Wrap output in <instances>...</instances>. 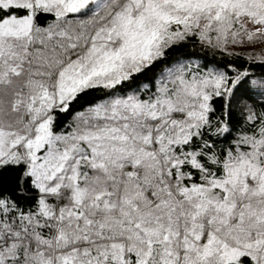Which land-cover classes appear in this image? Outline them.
<instances>
[{
	"label": "rangeland",
	"instance_id": "obj_1",
	"mask_svg": "<svg viewBox=\"0 0 264 264\" xmlns=\"http://www.w3.org/2000/svg\"><path fill=\"white\" fill-rule=\"evenodd\" d=\"M111 1L0 0V7L42 8L59 18L90 8L99 14L94 20L99 23L109 17ZM122 1L86 52L65 62L61 55L51 74L36 80L22 62L24 40L36 42L43 34L33 28L32 15L0 23V164L26 163L43 196L30 240L39 245L30 247L26 261L88 264L90 247L101 260L90 261L96 264L109 259L121 264H244L243 257L264 264V134L244 140L246 151L231 158L223 179L146 206L140 179L129 185L104 176L106 161L150 164L162 144L187 140L191 123L208 111L210 98L226 91L222 75L196 74L178 65L151 100L117 99L79 117L68 134L54 136L51 130L52 111L65 109L77 93L119 84L166 46L191 35L211 47L264 60V0ZM99 118L104 127L96 124ZM89 168L95 180L106 183L88 176ZM117 233L133 243L125 249L109 242ZM18 251L2 259L14 261Z\"/></svg>",
	"mask_w": 264,
	"mask_h": 264
},
{
	"label": "trees",
	"instance_id": "obj_2",
	"mask_svg": "<svg viewBox=\"0 0 264 264\" xmlns=\"http://www.w3.org/2000/svg\"><path fill=\"white\" fill-rule=\"evenodd\" d=\"M122 3V0L111 1L107 12L109 17L99 23L94 22L99 14L95 15L90 8L59 18L50 10L34 8L30 12L28 8L14 6L0 7V23L32 15L33 28L43 34L39 35L40 40L37 39L36 42L24 40L22 62L28 67L32 79L36 80L40 75L49 76L51 66L62 59L65 62L86 52L96 41L98 29L111 24ZM48 31L53 34L52 37L45 34ZM18 49L16 46V50ZM178 65H182L183 70L190 69L196 74L213 71L222 75L226 91L212 96L208 111L200 120L191 121L193 133L187 140L168 147L162 144L163 149L154 153L153 158L156 160L150 164H137L136 160L131 159L105 162L106 179H121L129 185L138 183L135 178L140 179L139 182L143 185L140 186L141 199L145 206L157 198L160 201L171 195L178 196L184 190L207 186L214 180L223 179L231 158L235 159L239 152L246 151L244 140L260 138L264 134V60L250 59L241 53H229L211 47L199 37L191 35L166 46L161 55L148 66L119 84L113 87H88L77 93L66 104L65 109L56 108L51 113V130L54 136L68 134L76 128L79 117L88 116L92 111L95 114L97 108L114 103L117 99L133 95L141 102L151 100L156 96L158 87L169 80L167 72ZM102 123L101 118L97 119L98 126L104 127ZM150 158L149 155L143 159ZM28 171L24 162L8 161L0 164V264L46 263L34 259L26 261V253L30 247L36 248L39 245L30 244V240L33 220L40 217L43 198ZM87 171L88 176L94 175L91 168ZM93 177L95 180L96 175ZM99 179L104 178L96 180L105 182ZM145 179L146 183H143L142 180ZM109 181V185H112V180ZM50 202L53 206L56 205L55 199H50ZM117 229L121 231V227ZM41 234L49 239L53 238L46 233ZM121 236L122 233H117V237L109 242L115 245L118 243L120 247L127 249V242L133 243V240L129 238L126 242ZM22 246L29 247L28 251ZM17 248L19 254L14 261L2 259ZM87 248L90 249L86 254L90 256L88 264H96L90 262L94 260L101 261L98 253ZM130 256L135 255L131 252ZM242 262L252 264L249 257H243ZM49 264H64V261H50ZM106 264L121 263L109 259Z\"/></svg>",
	"mask_w": 264,
	"mask_h": 264
}]
</instances>
